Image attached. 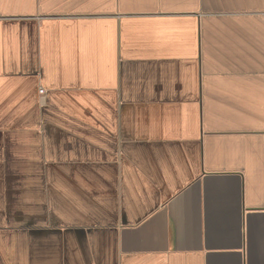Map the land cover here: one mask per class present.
I'll list each match as a JSON object with an SVG mask.
<instances>
[{
  "label": "crops",
  "instance_id": "0c3cea01",
  "mask_svg": "<svg viewBox=\"0 0 264 264\" xmlns=\"http://www.w3.org/2000/svg\"><path fill=\"white\" fill-rule=\"evenodd\" d=\"M0 264H264V0H0Z\"/></svg>",
  "mask_w": 264,
  "mask_h": 264
},
{
  "label": "built area",
  "instance_id": "2783aa9c",
  "mask_svg": "<svg viewBox=\"0 0 264 264\" xmlns=\"http://www.w3.org/2000/svg\"><path fill=\"white\" fill-rule=\"evenodd\" d=\"M40 92H42V90L40 89Z\"/></svg>",
  "mask_w": 264,
  "mask_h": 264
}]
</instances>
